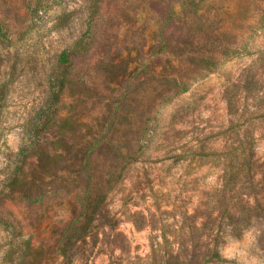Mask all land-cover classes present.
<instances>
[{
  "label": "rangeland",
  "instance_id": "374dc122",
  "mask_svg": "<svg viewBox=\"0 0 264 264\" xmlns=\"http://www.w3.org/2000/svg\"><path fill=\"white\" fill-rule=\"evenodd\" d=\"M31 1L0 0V264H264V0H102L97 12L47 0L34 18ZM82 36L90 91L66 95L71 130L41 139L58 155L29 158L28 186L11 189L57 57ZM89 151L102 205L65 259L59 239L83 223L89 184L74 162Z\"/></svg>",
  "mask_w": 264,
  "mask_h": 264
},
{
  "label": "trees",
  "instance_id": "16d2710c",
  "mask_svg": "<svg viewBox=\"0 0 264 264\" xmlns=\"http://www.w3.org/2000/svg\"><path fill=\"white\" fill-rule=\"evenodd\" d=\"M101 1L102 0H93V11L97 12L101 8ZM46 7L47 0H34L26 6V10L29 16L34 18L39 14L40 11L45 10ZM258 23L261 29L264 28V11L262 12ZM4 33V20L0 18V34L4 35ZM92 44L93 41L91 39L87 40V38L82 36L76 39L71 44V46L63 50L57 57L56 63L54 64V67L51 71L50 98L44 113L43 123L39 124L38 128L35 129L34 139L31 144L22 151L21 156L23 158V165L21 164L18 166L16 175L13 177V180L10 184L11 189L19 186L23 188L28 186L24 163H26L29 158L36 157V159L42 163L51 156L52 152V156L58 155V149L52 148V150L49 151L48 148L44 146V143L41 141V139L45 134L57 133L58 136L59 134L62 135L71 130L70 125L73 124L74 116L69 113L63 114L65 105L64 99L67 94L73 93L77 89L82 91L85 90L86 93L87 91H90L86 74L76 72V61L79 58L85 59L88 57ZM248 52L249 51H247V53ZM201 62L203 67H206L211 71H215V69L218 68L217 62L212 58H203ZM112 65L113 64L111 62L100 61L96 68L102 67V71L106 72L107 77H111L114 75V71L111 69ZM166 83L175 91L176 94H181L188 90L187 84L175 79H167ZM4 98L5 86L0 84V134L3 119L1 109L4 105ZM90 151L84 154V156L77 160V162H74L76 163L75 165L78 168V171H84V173L88 176L89 184L82 199V211L84 216L83 223L78 226H75L73 222L69 223L64 228V231L62 232L59 239L60 255L65 259H70V249L88 234L90 231V226L96 218L95 216L98 214V211L102 205L101 198H93L94 194L91 186L92 176ZM250 166L251 158L246 156L243 157L240 167H244L249 171ZM213 259H216L217 261L223 260L218 251L211 253L209 262Z\"/></svg>",
  "mask_w": 264,
  "mask_h": 264
},
{
  "label": "clouds",
  "instance_id": "9594fccd",
  "mask_svg": "<svg viewBox=\"0 0 264 264\" xmlns=\"http://www.w3.org/2000/svg\"><path fill=\"white\" fill-rule=\"evenodd\" d=\"M224 254L226 256H229L230 257L232 255V249L231 248L227 249Z\"/></svg>",
  "mask_w": 264,
  "mask_h": 264
}]
</instances>
